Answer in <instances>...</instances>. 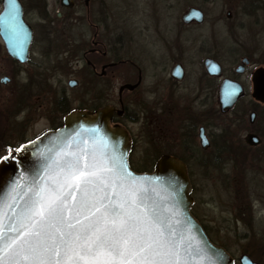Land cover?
I'll return each instance as SVG.
<instances>
[{
	"label": "flooded vegetation",
	"instance_id": "af4514ba",
	"mask_svg": "<svg viewBox=\"0 0 264 264\" xmlns=\"http://www.w3.org/2000/svg\"><path fill=\"white\" fill-rule=\"evenodd\" d=\"M19 2L33 38L22 63L9 54L0 34V87L10 86L9 96L0 95V115L7 125L2 133L21 134L7 141L6 153L59 128L72 110L113 106L112 125L123 126L131 137L132 168L152 170L163 155L185 163L194 198L191 212L216 243L198 197L209 181L230 185L237 179L238 172L226 168L240 167L241 152L264 147V116L259 111L264 100L256 86L258 71L264 68V0L138 4L136 11L122 10L121 17L112 7L100 16L95 0H67L68 6L60 0L51 24L49 0H31L46 5L36 31L28 2ZM0 7L1 14L3 0ZM54 29L58 34L51 35ZM38 44L46 49L36 62L32 53ZM53 47L73 56L77 65L75 78L68 81L69 86L74 81L77 105L71 108L61 95V118H51L49 109L47 55ZM26 66H32L27 82L18 81ZM235 94L232 107L222 111L224 96ZM43 119L49 125L36 133L33 127ZM252 134L259 138L257 145L246 141ZM137 142L146 147L134 159Z\"/></svg>",
	"mask_w": 264,
	"mask_h": 264
},
{
	"label": "snow or ice",
	"instance_id": "6c2138e0",
	"mask_svg": "<svg viewBox=\"0 0 264 264\" xmlns=\"http://www.w3.org/2000/svg\"><path fill=\"white\" fill-rule=\"evenodd\" d=\"M98 143L62 158L7 228L0 219V264H189L146 186Z\"/></svg>",
	"mask_w": 264,
	"mask_h": 264
},
{
	"label": "water",
	"instance_id": "95a60500",
	"mask_svg": "<svg viewBox=\"0 0 264 264\" xmlns=\"http://www.w3.org/2000/svg\"><path fill=\"white\" fill-rule=\"evenodd\" d=\"M62 2V5L68 6L67 0ZM85 3L89 4V0H85ZM193 12L191 10L189 16ZM0 34L9 54L22 63L26 62L33 33L24 21L19 0H3ZM69 84L73 86L74 81ZM256 86L259 92L257 96L264 100V68L258 71ZM236 96H224L222 111L232 107ZM114 109L113 106H105L95 111L72 110L65 115L62 126L48 130L15 149H9L0 158V219L5 228L9 226L14 213L20 212L33 198L36 189L50 183L51 178L58 174L57 163L62 158L94 144L99 150L101 145L98 141L103 138L107 142V151L123 156L133 177L148 189L150 203L158 213L172 221L177 237L184 238L191 253L189 264H236L231 253L224 246L214 243L192 214V186L183 161L175 156L163 155L152 171L139 172L131 167V137L123 126L112 125ZM246 141L257 145L259 138L252 134ZM239 263L259 264L248 255L241 256Z\"/></svg>",
	"mask_w": 264,
	"mask_h": 264
},
{
	"label": "rangeland",
	"instance_id": "374dc122",
	"mask_svg": "<svg viewBox=\"0 0 264 264\" xmlns=\"http://www.w3.org/2000/svg\"><path fill=\"white\" fill-rule=\"evenodd\" d=\"M26 2H28V16H30V20L36 31L40 29V23L44 21L42 17L45 13L46 5L41 4L39 6L38 4H32L31 0H26ZM59 2L60 0H49V4H47L51 12L48 20L50 24L56 19V13L61 8ZM201 3L202 0H95L94 4H96L100 16L102 15V11H107L112 7L118 13H115V16L121 17L123 16L120 13L122 10L124 11L127 7H134L136 11L138 4ZM134 16H137V14ZM56 23L54 26H56ZM51 31L53 32L51 35L58 34L56 29ZM43 49L46 48L41 44L33 48L32 58L34 61L38 62L42 60ZM57 51L58 49L54 50V47L52 49L50 48V52L47 55L49 71L46 74L49 77L48 81L50 85L54 89L49 87L48 98L51 118H61L60 112L57 109L59 108L57 100L61 95L65 94L67 96L71 108L77 105L75 101L76 91L68 85V81L75 78L77 69L76 60L68 53H60ZM57 53L59 54L56 55ZM25 68L29 70L24 69L22 70L23 72H18V81L22 80L23 82H27L28 72L26 71H30L32 66H26ZM9 90L10 86L0 87V95L9 96ZM259 111L264 116V105L259 106ZM262 120H264V117ZM5 121L0 115V157L6 153L4 146L7 141L9 139L13 141L21 135L18 132H14L12 135L10 133H2L4 127H7ZM48 125L49 121L45 119L42 121L39 120L36 126L33 127V131L38 133ZM29 128L32 130V125ZM241 136L244 139L246 132H243ZM145 147L146 144L144 142L140 144L137 142L133 158L137 159L139 158L138 156H143ZM244 152L248 153V164L244 162L237 169L226 168V172L238 170L239 175L237 174V179L235 181H229L230 185H223L215 183L214 181L207 182L203 187L204 194L201 196L198 195V201L203 203L204 215H207L206 218L211 220L210 224L213 226L211 238L217 244L226 247L232 256L235 257L236 264H240L238 260L243 253L248 254L260 264H264V147L260 148L257 152ZM241 153L240 157H242ZM136 170L152 171L148 168H136Z\"/></svg>",
	"mask_w": 264,
	"mask_h": 264
},
{
	"label": "trees",
	"instance_id": "16d2710c",
	"mask_svg": "<svg viewBox=\"0 0 264 264\" xmlns=\"http://www.w3.org/2000/svg\"><path fill=\"white\" fill-rule=\"evenodd\" d=\"M249 152V151H248ZM242 154V157H241V162H240V164H242V163H244V162H246V164H248V159H247V152H242L241 153ZM241 167H242V165H241ZM237 172H238V174H239V171L237 170Z\"/></svg>",
	"mask_w": 264,
	"mask_h": 264
}]
</instances>
